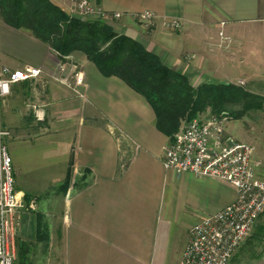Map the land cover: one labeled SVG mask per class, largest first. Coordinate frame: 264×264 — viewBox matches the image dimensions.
<instances>
[{"label":"crops","instance_id":"1","mask_svg":"<svg viewBox=\"0 0 264 264\" xmlns=\"http://www.w3.org/2000/svg\"><path fill=\"white\" fill-rule=\"evenodd\" d=\"M52 1L69 11L74 0ZM95 1L121 14L109 22L116 32L140 41L194 87L264 80V0ZM146 11L158 16L150 30L137 18ZM169 18L180 19L181 28L166 27ZM234 28H240V47L231 54L220 32ZM0 40V67H40L48 85L42 132L31 136L28 125L9 115L4 121L13 132L8 141L16 187L37 204L45 197L50 240L59 242L62 263L180 264L192 228L235 202L236 188L166 168L164 146L172 138L158 129L151 104L121 78L104 76L83 53L62 61L30 31L4 21ZM26 41L40 48L34 60L15 54ZM69 64L80 66L81 83L65 72ZM15 85L2 101L11 99ZM227 132L242 140L230 122ZM70 168L71 184L65 188ZM41 169L44 179L35 178L41 187L26 186L25 176ZM20 216L35 223V214ZM22 234L34 237L36 229Z\"/></svg>","mask_w":264,"mask_h":264},{"label":"built area","instance_id":"2","mask_svg":"<svg viewBox=\"0 0 264 264\" xmlns=\"http://www.w3.org/2000/svg\"><path fill=\"white\" fill-rule=\"evenodd\" d=\"M71 14L82 19L110 21L121 16L109 13L95 0H74ZM147 28L157 25L151 11L139 15ZM165 25L180 29L178 18L165 19ZM43 69L35 66L0 67V106L13 85L38 78ZM82 75H76L81 83ZM35 116L45 120V109L35 106ZM231 116L227 112L198 115L185 122L164 146V165L177 173L190 172L231 183L237 199L215 214L202 218L191 230V240L180 264H232L242 243L250 236L264 212V178L259 177L253 161L255 147L240 142L227 132ZM10 131L0 118V264H16L18 252L15 235L24 195L16 187L14 162L6 142ZM34 208V206H33Z\"/></svg>","mask_w":264,"mask_h":264},{"label":"trees","instance_id":"3","mask_svg":"<svg viewBox=\"0 0 264 264\" xmlns=\"http://www.w3.org/2000/svg\"><path fill=\"white\" fill-rule=\"evenodd\" d=\"M0 16L6 24L28 30L48 44L60 60L81 52L104 76L124 80L148 100L156 113L158 129L172 139L183 122L208 108L242 118L251 110L264 107V95L236 83L224 81L194 87L185 75L166 66L140 41L116 32L109 22L73 16L52 0H0ZM71 177L70 168L63 183L65 188L71 184ZM36 223L34 237L18 239L16 264H29L35 239H50L49 228L39 214ZM257 226L259 231L254 237L260 238L257 235L264 225Z\"/></svg>","mask_w":264,"mask_h":264},{"label":"rangeland","instance_id":"4","mask_svg":"<svg viewBox=\"0 0 264 264\" xmlns=\"http://www.w3.org/2000/svg\"><path fill=\"white\" fill-rule=\"evenodd\" d=\"M71 13V9L69 10ZM78 17V16H77ZM80 18V17H79ZM121 18V16L119 17ZM116 18V19H119ZM139 19V17H137ZM88 19V18H87ZM111 21V20H110ZM107 21V22H110ZM140 21V20H139ZM3 22V19L0 16V23ZM141 22V21H140ZM157 18V23H158ZM142 23V22H141ZM146 30H150L152 28H147L142 25ZM166 26V25H165ZM168 27V26H166ZM154 28V27H153ZM172 28V27H168ZM2 37V36H1ZM220 38L223 39L227 43V46L232 50V53H235L236 47H240V28H234L233 31L220 32ZM1 42V40H0ZM19 49L16 51V55L19 60L36 59V55L40 52V48H36L32 42H20ZM233 47V48H232ZM76 53V52H74ZM18 60V59H17ZM76 64H69L65 68V72H69L71 76H75L76 72L80 70V66H75ZM23 67V65H21ZM238 85H241L245 88L253 89L257 93L264 95V80L257 79L251 82L246 81L245 83H240V78H236L235 80ZM14 94L10 100H6L5 102H1L0 106V118L2 121V126L10 131V135L6 136V142L8 144L9 150V139L12 137L13 132H11V128L6 127V123L4 121V116L9 115L11 117V121L16 119V123L18 125L26 124L28 125L29 134L31 136H36V134L43 131V124H41L40 120H38L35 116V106L45 108L47 98V90L48 85L45 80L42 79V75L38 78L21 82L16 84L14 87ZM238 108L239 106H235ZM211 108H208L206 111L200 113L199 115H209L214 114ZM28 117L27 121L24 122L23 117ZM46 118V113H45ZM10 119V118H9ZM9 121V122H11ZM46 121L43 120L42 123ZM230 125L234 127V129L238 132V136L242 139L240 142H247L252 144L255 147V151L253 153V161L256 164V169L259 177L264 178V107L261 109H255L248 112L242 118H229ZM185 122H183L184 124ZM236 139V138H235ZM45 170L41 169L38 173H28L25 176L24 182L27 184L26 186H31L30 188H40L39 182L37 183L35 178L44 179ZM44 198L41 197V201L37 204V199L27 198L24 196L23 202L24 207L21 210V213L26 212L30 214H35V223L31 222L27 216H23L19 219V223L21 222V226L19 228V223L17 225V232L15 235V245L18 247V239L19 238H27L24 234H28V230L30 232H34V229L37 228L36 223V214L41 215L43 223L47 225L46 215L44 214ZM61 202H58L56 205V210L60 211ZM34 206V208H33ZM21 217V216H20ZM264 225V213L258 219L255 227L253 228L251 234L247 239L242 243L240 248L235 253L232 264H264V230L259 232L260 238L254 237L258 233L257 225ZM48 227V226H47ZM30 228V229H29ZM50 233V232H49ZM32 246V252L30 254V262L29 264H63L62 256L59 254V242L57 241H37L35 239ZM60 248V247H59Z\"/></svg>","mask_w":264,"mask_h":264}]
</instances>
